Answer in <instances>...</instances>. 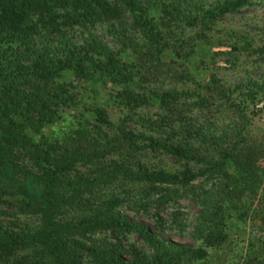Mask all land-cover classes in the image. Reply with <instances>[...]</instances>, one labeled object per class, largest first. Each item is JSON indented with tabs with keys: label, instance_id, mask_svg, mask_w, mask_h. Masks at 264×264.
I'll return each instance as SVG.
<instances>
[{
	"label": "trees",
	"instance_id": "obj_1",
	"mask_svg": "<svg viewBox=\"0 0 264 264\" xmlns=\"http://www.w3.org/2000/svg\"><path fill=\"white\" fill-rule=\"evenodd\" d=\"M261 4L0 0V264H206L264 229V69L231 78L264 41L221 25Z\"/></svg>",
	"mask_w": 264,
	"mask_h": 264
},
{
	"label": "rangeland",
	"instance_id": "obj_2",
	"mask_svg": "<svg viewBox=\"0 0 264 264\" xmlns=\"http://www.w3.org/2000/svg\"><path fill=\"white\" fill-rule=\"evenodd\" d=\"M255 10L259 12L260 16L264 17V5L261 4L255 7H245L242 9L240 16H244L247 21L246 24H241L243 19L237 17L239 14H237V16L234 14L230 17H227L221 25H231L235 28H243L245 33L253 39V43L259 40L264 41V32H262L261 29L258 28L260 25H264V18L255 16H252L253 18H250V16H248V14ZM248 24H256V27H248ZM241 63V65L243 66L242 69L236 68L233 71L235 73H233V76H231L232 79L242 78L243 76H245L246 72L244 73V69L246 68L248 73L253 76L261 73V71L264 69V65L260 64L256 67L255 64L250 62V59L244 60L243 58V61ZM252 66L253 68L251 69ZM262 103H264V99H258L256 101V106H260ZM253 124L257 126V129L253 131L257 134V136L262 137L264 139L263 111L260 112L257 116L253 117ZM181 206L187 212L186 221L189 222L193 219V216L197 212L198 208L189 199H182ZM126 213L131 217V219L136 220L138 222L146 224H152L153 222V219L151 217H146L139 212L131 213L130 211H126ZM161 215L164 217L167 216L165 212H162ZM237 229V235H235V233H231V239H229V241L224 244L223 248L217 252L216 256H210L206 264H241L243 257L245 262V260L248 259V255L252 256L253 254L258 252V242L259 240L264 238V229H262V226L260 225L259 221H239ZM187 230H189V227H186L185 231ZM185 231L183 233H180L177 231L176 228H166L163 236L165 238H171L177 242L192 244V239L185 233ZM132 238L135 239L136 237L133 236Z\"/></svg>",
	"mask_w": 264,
	"mask_h": 264
}]
</instances>
